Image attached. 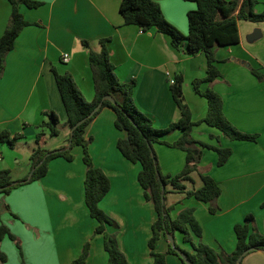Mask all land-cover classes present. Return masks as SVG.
Listing matches in <instances>:
<instances>
[{"label":"crops","instance_id":"1","mask_svg":"<svg viewBox=\"0 0 264 264\" xmlns=\"http://www.w3.org/2000/svg\"><path fill=\"white\" fill-rule=\"evenodd\" d=\"M34 1L41 6L20 8L30 25L7 56L6 70L0 78V153L6 146L11 150L6 152L8 156L5 152L2 154L0 170L4 162L8 163L9 155L16 164L25 159L21 158V148L15 147L23 141L31 145V161L37 148V135L44 132L45 138L50 136V131L43 127L49 121L45 113H53L59 120V134L54 138L66 135L64 144L51 151L69 144L71 129L66 125L67 114L53 70L62 75L71 74L85 99L92 102L95 82L89 50L82 41H89L91 49L99 52L100 42L108 40L118 79L127 84L136 82L135 104L152 119L157 129H167L181 117L170 77L182 76L185 102L193 121L198 123L192 130L193 138L233 151L228 162L219 167L218 153L204 149L199 164L200 172L211 176L221 186L222 194L217 201L220 211L212 215L208 204L187 198L186 193L171 192L168 204L175 205L174 216L184 209H194L203 229L201 241L227 254L236 249L234 227L244 223L247 216L255 217V221L250 222L251 229L264 235V81H259L251 71L256 69L264 75V23L239 21L240 43L216 49L222 77L212 84L201 85L202 91L212 88L222 97L224 114L239 131L259 135L257 142L231 141L217 128L200 123L209 105L207 99L195 91L193 83L207 75L205 54L188 55L187 44L177 50L171 38L155 28L144 32L137 26L125 25L120 12L123 0ZM153 1L161 6L168 22L184 35L189 34L187 16L198 8L197 3ZM257 1L256 11L262 13L264 0ZM11 14L9 0H0V37ZM65 55H69V62L63 60ZM115 120V112L105 108L85 134L87 139H93L90 153L94 166L111 181V190L100 207L118 225V228L108 229L117 234L119 247L129 264H153L149 240L157 213L153 204L145 200L139 184L141 165L129 162L117 148L118 141L127 136L117 130ZM5 132L9 133L7 141H2L1 135ZM182 133L176 131L164 140L173 143ZM17 135L22 138L12 141ZM155 150L164 175L181 173L186 164V152L164 144H156ZM73 155V162L64 158L52 160L43 179L18 187L8 195L0 194V227L6 225L17 238L16 241L8 237L0 241V264H71L87 242L91 243V253L86 264H107L104 237L95 235L98 222L91 217L85 203L87 170L83 149L76 147ZM6 166L5 169L11 171ZM192 178L193 183H184L187 190L203 186L198 172ZM179 235L182 249L192 252V246L184 243ZM169 243L162 238L156 250L166 253ZM167 264L183 263L177 256L168 255ZM242 264H264V251L249 254Z\"/></svg>","mask_w":264,"mask_h":264},{"label":"trees","instance_id":"2","mask_svg":"<svg viewBox=\"0 0 264 264\" xmlns=\"http://www.w3.org/2000/svg\"><path fill=\"white\" fill-rule=\"evenodd\" d=\"M197 3L198 8L188 13L189 34L184 35L179 29L168 22L163 14L161 6L153 0H123L120 12L125 25H134L146 32L153 28L159 33L168 35L173 46L181 50L187 44V54L197 56L205 54L207 58V75L203 79L194 81L195 91L208 101V113L200 123L217 128L223 136L231 141L257 142L258 134H247L239 131L225 116L223 111V99L212 88L201 90L202 84H212L222 77L219 69V61L216 57L218 47L235 46L240 43L239 21L264 23V11L258 13L257 0H185ZM12 5V14L4 34L0 37V78L6 70L7 56L15 49L16 41L23 30L30 25L20 11L22 6L35 9L41 3L34 0H9ZM108 40H102L101 50L94 52L89 41L83 40L82 44L89 50V62L95 82V98L88 102L78 88L71 74H59L53 70L57 82L61 100L67 114L66 125L73 128L81 121L74 132H71L68 140L69 146H63L56 150H47L43 147L45 133L37 135V148L31 156L30 174L22 180L12 181L10 170H0V194H10L14 189L41 180L49 172V164L52 160L64 158L73 162L75 157L73 149H83V162L86 166V178L84 182L85 203L90 215L98 222L95 235L104 237V248L108 255L107 264H129L128 258L119 247L117 234L110 233L109 227L118 228L116 222L105 213L100 204L111 190V181L99 168H96L90 153L92 138L85 137L87 127L105 109L111 108L116 114L115 127L124 132L126 138L120 139L117 148L122 156L129 162L140 164L142 170L138 176L139 184L144 191L147 202L153 204L157 213V219L152 225V237L149 240L150 256L153 264H167V256H177L183 264L181 250L190 261V264H238V260L247 257L256 251H264V235L254 231L250 222L255 221L253 215H249L242 224L234 227L237 238L236 249L233 253L218 252L214 248L204 244L203 229L195 217V210L187 208L176 217L175 205L168 204V194L186 193L187 198L208 204L212 215L217 214L220 208L217 201L222 194V189L211 176L200 172L199 164L203 157V150H213L218 153V166H224L232 156L231 149H221L206 143L196 141L192 136L193 128L198 124L193 121L190 108L185 102L183 93L184 79L176 77V82L171 84L174 100L180 110V119L172 123L167 129H157L151 118L141 112L134 101L136 82L122 83L116 73L115 66L111 62L110 52L107 47ZM253 75L261 82L262 75L256 69H251ZM111 97L114 102L104 100ZM102 103L99 111L91 116L94 109ZM49 121L43 127L50 131V136H58L57 124L59 120L53 113L46 114ZM176 131H182V135L173 143L166 142L164 138ZM5 132L1 135L2 141H7ZM15 136L12 141L20 139ZM9 141L10 143H13ZM164 144L170 148L186 152V164L178 175H164L161 170L155 145ZM199 173L203 186L199 189L187 190L185 182H194L192 175ZM172 188V191L169 190ZM264 208V204L262 205ZM181 234L183 242L190 244L193 251L180 248L175 241V247L169 243L166 253L158 252L157 246L162 238L168 240L172 236ZM16 241V236L6 226L0 227V241L5 238ZM18 247H20L18 245ZM91 253V243L87 242L79 257L71 264H86ZM245 253H248L245 255ZM242 264V263H241Z\"/></svg>","mask_w":264,"mask_h":264},{"label":"rangeland","instance_id":"3","mask_svg":"<svg viewBox=\"0 0 264 264\" xmlns=\"http://www.w3.org/2000/svg\"><path fill=\"white\" fill-rule=\"evenodd\" d=\"M58 128L60 129V126H58ZM65 136H66L65 134H64V136H61L59 138H54V137L52 138L51 136H48L44 140L45 143H44L43 147L45 149H50L51 150L53 148H56V146H61L65 142ZM24 143H26V142L23 141V142H21V144L15 146L19 150L21 148V150H20L21 151L20 152L21 153V158H22V156L25 157V159L22 160L21 164H16L14 162V160L11 158V155H9V157H7L8 163L7 162H4V163L2 162L3 164H2V169L1 170H5V168H8L6 166V165H8L9 168L11 169V171H10L11 172V179H12V181H15V182L18 181L19 179L21 180L22 178H25L26 176H28L30 174V170H31V165L28 166V164L31 163V161H30V154H31L30 153V148H31V145L28 142H27V144H24ZM68 146H69V144H68ZM6 147L8 149H10L9 146H6ZM7 148H4L5 150L2 151V154H4V152H5V156H8V155H6L7 151L11 152V150H8ZM2 154L0 153L1 156H2ZM0 160H2V157H1ZM3 166H6V167H3ZM175 241H176V244L180 248H182L181 246H183V244H182V240H181L179 234L176 235V240Z\"/></svg>","mask_w":264,"mask_h":264},{"label":"water","instance_id":"4","mask_svg":"<svg viewBox=\"0 0 264 264\" xmlns=\"http://www.w3.org/2000/svg\"><path fill=\"white\" fill-rule=\"evenodd\" d=\"M104 100H109V101L114 102L113 99H112L111 97H105V98L103 99V101H104ZM101 106H102V103H100V104L94 109V111L92 112L91 116H93L97 111H99L100 108H101ZM82 123H83V121L79 122V123L73 128V130H72L71 132L73 133L74 130H75L79 125H81ZM69 145H70V144H69ZM168 240H169V242L173 245V247H175V238L172 237V236H168ZM177 252L181 255L182 260L185 262V264H190V261L187 259L186 255H185L181 250H177ZM247 254H248V253H245V255H247ZM242 261H243V257H241V258L238 260V264H241Z\"/></svg>","mask_w":264,"mask_h":264},{"label":"built area","instance_id":"5","mask_svg":"<svg viewBox=\"0 0 264 264\" xmlns=\"http://www.w3.org/2000/svg\"><path fill=\"white\" fill-rule=\"evenodd\" d=\"M63 60H64L65 62H69V60H70V59H69V55H65L64 58H63ZM168 75H169V77H170V74H168ZM175 80H176L175 78H171V77H170V82H171V84H174V83L176 82ZM1 157H2V156L0 155V159H1Z\"/></svg>","mask_w":264,"mask_h":264}]
</instances>
